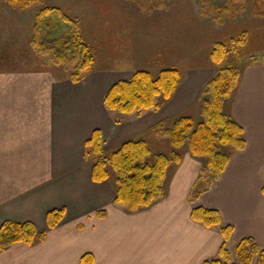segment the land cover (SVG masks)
Returning <instances> with one entry per match:
<instances>
[{
  "label": "crops",
  "instance_id": "1",
  "mask_svg": "<svg viewBox=\"0 0 264 264\" xmlns=\"http://www.w3.org/2000/svg\"><path fill=\"white\" fill-rule=\"evenodd\" d=\"M31 53L20 59L27 68L9 61L7 49L0 57V225L29 221L46 236L1 251L0 264H80L87 252L93 264H202L218 256L223 236L220 226L191 218L197 206L218 210L221 226L233 228L225 244L232 262L237 263L234 250L242 237H252L264 249L263 62L246 67L224 105L243 128L246 144L231 155L220 178L190 201L201 165L185 152L170 174L166 196L127 212L114 203L110 180H92L93 162L85 156L86 140L96 128L102 130L105 150L141 134L139 121L114 122V112L103 105L111 85L125 79L113 70L121 66L97 62L93 72L73 83L54 78L42 65L33 67ZM195 88L187 85L179 92V86L167 112L190 108L199 95ZM55 208L65 214L49 228L46 214Z\"/></svg>",
  "mask_w": 264,
  "mask_h": 264
},
{
  "label": "trees",
  "instance_id": "2",
  "mask_svg": "<svg viewBox=\"0 0 264 264\" xmlns=\"http://www.w3.org/2000/svg\"><path fill=\"white\" fill-rule=\"evenodd\" d=\"M7 1L13 7L27 9L41 0ZM68 24L69 29L59 33ZM244 36L231 37V46L218 42L210 50L209 59L215 73L205 82L201 92L199 121L190 114H179L149 128V132L167 138V151H153L142 134L125 139L108 151L104 148L102 130H93L85 143V156L93 162L91 178L94 182L110 180L113 183L115 204L127 212H137L164 198L170 174L181 163L185 152L204 160L189 191L188 198L193 201L220 178L231 155L245 147L243 128L224 109V103L238 86L242 71L235 64H221L231 52L237 58L247 53ZM29 44L42 66L55 72L59 69L63 72L60 77L73 83L80 82L95 69L96 51L86 41L80 23L61 7L45 6L38 11ZM253 63L256 60L251 57L244 64ZM181 80L182 73L175 66L163 68L156 75L147 69H137L129 79H121L111 85L103 97V105L109 112L139 117L148 109L159 108L162 104L159 99H171ZM261 192L264 195V182ZM64 214V208L48 211L47 226L56 227ZM191 218L207 227L220 226L223 236L218 256L202 264H252L254 259L255 264H264V249L250 236L238 241L234 250L237 263L232 262L225 244L233 228L221 226L218 210L197 206L192 208ZM45 236V232H39L32 222L6 220L0 225V252L15 243L34 245L43 241ZM80 264H93V255L85 253Z\"/></svg>",
  "mask_w": 264,
  "mask_h": 264
},
{
  "label": "rangeland",
  "instance_id": "3",
  "mask_svg": "<svg viewBox=\"0 0 264 264\" xmlns=\"http://www.w3.org/2000/svg\"><path fill=\"white\" fill-rule=\"evenodd\" d=\"M45 6L61 7L77 20L86 41L96 51V64L121 66L113 69L119 72L117 76L126 79L137 69H147L156 75L163 68L175 66L182 73L179 92L187 85L199 88L197 99L182 112H167L170 99H159L162 102L159 108L148 109L139 117L116 112L111 115L114 122L122 119L126 126L139 121L141 134L153 151H167L169 143L167 138L149 132L152 125L179 114H190L195 121L201 119V92L215 73L209 59L214 44L231 46V37L244 34L247 53L237 58L231 52L221 64L239 66L242 75L250 65L244 64L249 58L264 63V0H41L27 9H18L7 0H0V57L5 56L2 53L7 49L9 61L27 68L20 59L32 51L29 44L32 26L36 14ZM69 27L64 25L59 33ZM34 55H29L33 56L31 65H42ZM207 64L211 67H206ZM50 73L54 78L63 74L59 69ZM196 160L202 166L203 158Z\"/></svg>",
  "mask_w": 264,
  "mask_h": 264
}]
</instances>
